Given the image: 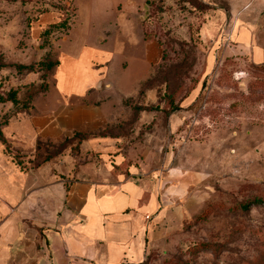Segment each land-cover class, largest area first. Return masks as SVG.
Returning a JSON list of instances; mask_svg holds the SVG:
<instances>
[{
  "label": "rangeland",
  "instance_id": "obj_1",
  "mask_svg": "<svg viewBox=\"0 0 264 264\" xmlns=\"http://www.w3.org/2000/svg\"><path fill=\"white\" fill-rule=\"evenodd\" d=\"M226 10L222 0H0V98L14 91L16 100L0 102L10 105L2 124L59 104L52 64L62 54L101 46V37L112 54L113 90L87 98L116 103L107 125L29 152L6 144L17 165L63 180L104 165L128 175L134 165L133 179L151 186L170 167L204 176L199 210L140 264H264V62L224 53L233 45ZM64 21L66 31L53 27ZM141 37L157 39L151 70Z\"/></svg>",
  "mask_w": 264,
  "mask_h": 264
},
{
  "label": "crops",
  "instance_id": "obj_2",
  "mask_svg": "<svg viewBox=\"0 0 264 264\" xmlns=\"http://www.w3.org/2000/svg\"><path fill=\"white\" fill-rule=\"evenodd\" d=\"M222 2L233 42L224 53L247 50L255 64L263 63L258 32H264V0ZM141 38L151 70L158 61L157 39ZM97 40L101 46H82L77 55L58 59L54 78L61 99L54 109L30 108L2 124L10 105L0 104V264H140L205 200L199 187L204 176L178 167L167 168L151 186L133 179L139 172L134 165L128 175H113L104 165L94 173L84 167L74 180H63L45 167L35 171L11 159L2 141L29 152L37 141L107 125L116 103L109 97L87 101L93 91L103 96L113 90L107 80L112 54L102 48L105 38Z\"/></svg>",
  "mask_w": 264,
  "mask_h": 264
},
{
  "label": "trees",
  "instance_id": "obj_3",
  "mask_svg": "<svg viewBox=\"0 0 264 264\" xmlns=\"http://www.w3.org/2000/svg\"><path fill=\"white\" fill-rule=\"evenodd\" d=\"M205 5H206V4H205ZM206 6H207V8H208L209 5H206ZM53 27H55V28H57V29L61 28V29H63V30L66 31V30L68 29V24H67L66 21H64L63 23L58 24L57 26H53ZM69 27H70V25H69ZM144 34H145V32H144ZM52 65H53L54 68L56 69V68L58 67V65H59V60H56ZM19 68H20V69H24V70H28V71H30V72L32 71V67H31V66H30V67H25V68H24V67H19ZM5 101L11 102V103H13V104L16 102L14 91L9 92L8 95H7V97H6L5 99L0 98V102H5ZM0 140H2L1 134H0ZM2 142H3V144L5 145V149H6V151H7V145H6L5 141H2ZM259 203H260V201L255 199V200H253V201H251V202H248V203H244V204H242V205H241V209H242L243 211H248L251 205H253V204H259ZM261 203H262V202H261ZM261 203H260V204H261ZM199 217H200V216H199ZM200 245L203 246V247H207V245H206L205 243H201Z\"/></svg>",
  "mask_w": 264,
  "mask_h": 264
},
{
  "label": "built area",
  "instance_id": "obj_4",
  "mask_svg": "<svg viewBox=\"0 0 264 264\" xmlns=\"http://www.w3.org/2000/svg\"><path fill=\"white\" fill-rule=\"evenodd\" d=\"M230 35H231V33H230Z\"/></svg>",
  "mask_w": 264,
  "mask_h": 264
}]
</instances>
